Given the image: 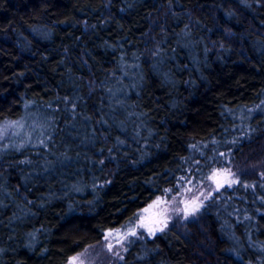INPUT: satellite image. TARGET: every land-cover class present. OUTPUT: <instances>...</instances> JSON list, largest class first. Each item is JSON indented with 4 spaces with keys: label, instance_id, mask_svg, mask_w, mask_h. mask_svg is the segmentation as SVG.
I'll return each instance as SVG.
<instances>
[{
    "label": "trees",
    "instance_id": "1",
    "mask_svg": "<svg viewBox=\"0 0 264 264\" xmlns=\"http://www.w3.org/2000/svg\"><path fill=\"white\" fill-rule=\"evenodd\" d=\"M245 160H264V0H0V264H67ZM253 173L115 264H264Z\"/></svg>",
    "mask_w": 264,
    "mask_h": 264
},
{
    "label": "rangeland",
    "instance_id": "2",
    "mask_svg": "<svg viewBox=\"0 0 264 264\" xmlns=\"http://www.w3.org/2000/svg\"><path fill=\"white\" fill-rule=\"evenodd\" d=\"M243 172H254L264 177V160L256 164L247 160L231 162L227 167L213 171L202 183L185 178L179 187L166 190L142 209L131 229L109 230L101 241L73 256L78 257L75 264L81 261L83 264H115L124 256L130 239L137 235L153 236L168 227L187 230L191 224H201L206 201L216 192L238 184ZM229 181L236 182L229 184ZM67 264H73L72 258Z\"/></svg>",
    "mask_w": 264,
    "mask_h": 264
},
{
    "label": "snow or ice",
    "instance_id": "3",
    "mask_svg": "<svg viewBox=\"0 0 264 264\" xmlns=\"http://www.w3.org/2000/svg\"><path fill=\"white\" fill-rule=\"evenodd\" d=\"M236 181H229V184L231 183H235ZM193 211H195V209H193ZM142 227L145 225H141ZM162 230V229H161ZM149 231H152V229H149ZM133 235H135V233H132ZM109 248H111V245H109ZM78 259V257H72V262L73 264H75V261ZM80 264H83V261L80 262Z\"/></svg>",
    "mask_w": 264,
    "mask_h": 264
}]
</instances>
